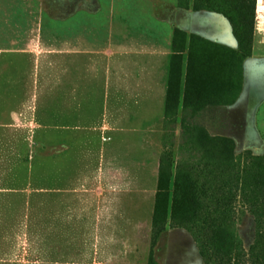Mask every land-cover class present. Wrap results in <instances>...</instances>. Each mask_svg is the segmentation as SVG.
<instances>
[{"label": "rangeland", "instance_id": "obj_1", "mask_svg": "<svg viewBox=\"0 0 264 264\" xmlns=\"http://www.w3.org/2000/svg\"><path fill=\"white\" fill-rule=\"evenodd\" d=\"M109 30L158 46V97L151 111L140 103L132 116L113 118L120 103L114 86L102 81L94 97L102 112L87 115V123H110V141L102 143L109 166L102 167V180L99 168L91 166L85 178L76 170L70 181L64 168L55 174L52 117L55 96L62 98L63 110L69 106L70 55L22 50L33 42L68 50L73 39L94 44ZM191 35L199 40L189 44ZM236 46L229 22L194 10L193 0H0V192L12 195H0V208L8 203L13 210L6 224L0 215V242L7 243H0V264H102L111 253L116 264L133 256L135 264H203L190 233L171 227L169 210L165 230L151 243L155 194L167 180L170 205L176 167L203 162L199 134L231 139L236 155L263 153L264 0H256L252 53L242 65L240 93L222 105L220 91L228 88L225 70ZM179 74L177 107L166 111L167 87L170 82L175 89ZM243 211L237 232L247 243L252 222ZM63 226L72 228L71 236L59 231ZM56 239L71 247L58 246Z\"/></svg>", "mask_w": 264, "mask_h": 264}, {"label": "trees", "instance_id": "obj_2", "mask_svg": "<svg viewBox=\"0 0 264 264\" xmlns=\"http://www.w3.org/2000/svg\"><path fill=\"white\" fill-rule=\"evenodd\" d=\"M193 9L217 13L232 28L237 46L225 70L228 88L220 91L219 103L229 105L241 90L243 62L251 57L256 0H193ZM197 39L189 36V44ZM180 82V74L175 89L169 82L166 111L177 107ZM196 140L204 153L203 162L176 167L170 205L167 180L155 194L151 243L154 245L165 230L169 210L171 227L190 233L203 264H264V151L236 155L234 143L227 137L202 133ZM241 209L252 222V237L247 243L237 232Z\"/></svg>", "mask_w": 264, "mask_h": 264}, {"label": "crops", "instance_id": "obj_3", "mask_svg": "<svg viewBox=\"0 0 264 264\" xmlns=\"http://www.w3.org/2000/svg\"><path fill=\"white\" fill-rule=\"evenodd\" d=\"M126 33L128 32L115 33L109 30L104 38L95 39L94 44L82 39H77L74 42L73 39L69 42L68 50L49 49L46 46L40 47L39 44L36 45L34 42L27 45V49L22 50V53L34 55H40V53L46 51L50 53L57 51V53H69L70 55L68 79L71 96L69 106L67 110H63V100L58 96H55L53 101L52 117L56 175L58 174V167L64 168L61 172L64 171V175L69 172L68 177H71L70 181H72L74 176L72 172L77 170V175L85 178V169L95 166L99 168L101 180L105 176L102 167L109 163L104 164L103 162L102 143L110 141L105 134L112 127L108 121L106 122L103 119L100 124L97 122L87 123V115L98 117V112H102L100 106H96L94 101L95 95H99L102 81L105 86L109 83L114 86L115 100L120 103L116 106L117 109L115 108L116 110L112 111L113 118L123 119L127 114L132 116L133 112L137 110L136 106H139L140 103H148L147 109L151 111L153 99L156 100L158 97V46L151 43L148 45L143 41L134 39L129 40ZM115 36L118 38L117 41H114ZM60 77L61 74L58 73L55 81ZM74 88L76 96H74ZM87 90L90 94L86 92ZM97 102L100 104V99ZM149 120H152V116ZM93 137H96V141ZM22 172L21 182L25 183L24 163L22 164ZM107 181H109V178ZM0 193H3L0 194L3 197H12L11 194H8L10 192ZM21 193L23 198L25 189ZM3 205L4 207L0 208V215L6 217H4L6 224L10 222L8 216H11L13 210L8 203ZM24 207L21 208L22 213ZM64 228V226L61 227L59 231L63 229L65 234L68 231L67 234L71 236L72 228ZM4 236H7V232ZM3 239H6V237ZM55 241L59 243L57 245L60 247H71V244L65 242L66 240L62 242V239H56ZM0 243L7 245L6 242ZM125 253H122V256H125ZM116 256L115 253H111L107 256L108 258L103 257L102 262H99L102 264H116L113 262V258H116ZM135 262L133 256L131 260L128 259L127 264H135Z\"/></svg>", "mask_w": 264, "mask_h": 264}]
</instances>
